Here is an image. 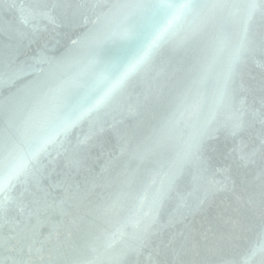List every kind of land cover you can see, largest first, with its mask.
Listing matches in <instances>:
<instances>
[{"label":"water","instance_id":"95a60500","mask_svg":"<svg viewBox=\"0 0 264 264\" xmlns=\"http://www.w3.org/2000/svg\"><path fill=\"white\" fill-rule=\"evenodd\" d=\"M149 48L119 102L18 186L45 209L30 264H78L86 243L92 264H264V0H0V58L63 61L79 92L96 57ZM37 79L0 76V127Z\"/></svg>","mask_w":264,"mask_h":264},{"label":"snow or ice","instance_id":"6c2138e0","mask_svg":"<svg viewBox=\"0 0 264 264\" xmlns=\"http://www.w3.org/2000/svg\"><path fill=\"white\" fill-rule=\"evenodd\" d=\"M107 39L97 37L99 46ZM151 52L149 48L122 65L101 66L96 57L92 83L85 92L77 90L78 80L63 61L45 60V67L33 68L15 66L11 58H0V76L7 75L9 80L33 74L38 77L31 86V94L13 106L0 127V255L5 260L6 254H14L13 264H30V257L40 254L48 243L39 234V225L33 224L45 210L42 200L34 196L25 202L17 192L18 186L38 169L41 157L50 148L67 141L72 128L119 102L130 78ZM198 151V142L190 145L172 167L178 172ZM6 225L11 226V235L3 231ZM90 247L85 244L78 264H92L84 258ZM0 264L5 261L0 260Z\"/></svg>","mask_w":264,"mask_h":264}]
</instances>
